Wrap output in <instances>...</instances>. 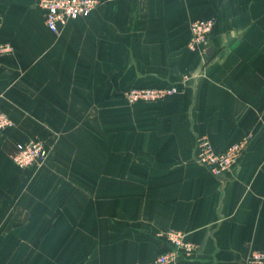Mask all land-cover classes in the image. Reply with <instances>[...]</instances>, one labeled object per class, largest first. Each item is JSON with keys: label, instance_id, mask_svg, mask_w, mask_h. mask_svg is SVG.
I'll list each match as a JSON object with an SVG mask.
<instances>
[{"label": "crops", "instance_id": "obj_1", "mask_svg": "<svg viewBox=\"0 0 264 264\" xmlns=\"http://www.w3.org/2000/svg\"><path fill=\"white\" fill-rule=\"evenodd\" d=\"M40 0H0V264H146L167 229L196 251L176 264H247L264 251V0H102L49 31ZM212 19L201 49L192 23ZM176 87L129 104L132 88ZM245 135L236 167L216 153ZM44 161L18 169L17 146Z\"/></svg>", "mask_w": 264, "mask_h": 264}, {"label": "built area", "instance_id": "obj_2", "mask_svg": "<svg viewBox=\"0 0 264 264\" xmlns=\"http://www.w3.org/2000/svg\"><path fill=\"white\" fill-rule=\"evenodd\" d=\"M102 0H40L39 9L44 24L53 34L58 35L69 21L87 17L100 5ZM214 22L212 19L196 21L189 27L186 49L195 52L203 48L212 35ZM12 52L9 44H0V56ZM177 92L176 87L132 88L123 92V98L129 103H152ZM13 126V122L0 109V131ZM250 136L245 135L237 142L229 145L223 152L216 153L209 140L199 136L196 141L195 160L211 175L217 177L231 172L239 159L244 155L250 143ZM46 157L42 143L31 141L17 146L11 155L18 169H29L40 165ZM167 245L153 261L146 264H176L181 258H191L196 247L185 238L182 231L167 229L160 235ZM247 264H264V251H252L247 257Z\"/></svg>", "mask_w": 264, "mask_h": 264}]
</instances>
